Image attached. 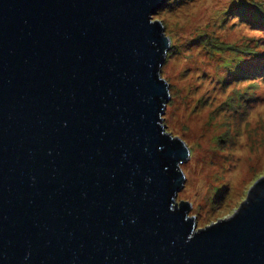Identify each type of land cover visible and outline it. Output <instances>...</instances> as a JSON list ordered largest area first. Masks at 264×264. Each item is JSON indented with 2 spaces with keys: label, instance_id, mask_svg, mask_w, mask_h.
<instances>
[{
  "label": "water",
  "instance_id": "water-1",
  "mask_svg": "<svg viewBox=\"0 0 264 264\" xmlns=\"http://www.w3.org/2000/svg\"><path fill=\"white\" fill-rule=\"evenodd\" d=\"M167 2L0 0V264H264V175L205 226L176 201Z\"/></svg>",
  "mask_w": 264,
  "mask_h": 264
},
{
  "label": "rangeland",
  "instance_id": "rangeland-1",
  "mask_svg": "<svg viewBox=\"0 0 264 264\" xmlns=\"http://www.w3.org/2000/svg\"><path fill=\"white\" fill-rule=\"evenodd\" d=\"M154 18L171 37L163 122L191 149L176 201L189 200L205 226L231 215L264 175V0H168Z\"/></svg>",
  "mask_w": 264,
  "mask_h": 264
},
{
  "label": "trees",
  "instance_id": "trees-1",
  "mask_svg": "<svg viewBox=\"0 0 264 264\" xmlns=\"http://www.w3.org/2000/svg\"><path fill=\"white\" fill-rule=\"evenodd\" d=\"M255 6H256V9H257V11H260V9H261V6H258V5H256L255 4ZM261 13H262V11H260ZM264 62H260L258 65H257V70H259V72H258V75L260 76V77H262L261 75H264V64H263ZM257 72V71H256Z\"/></svg>",
  "mask_w": 264,
  "mask_h": 264
}]
</instances>
